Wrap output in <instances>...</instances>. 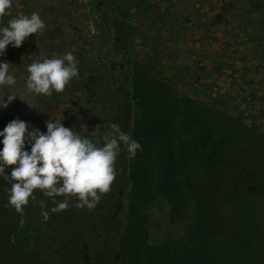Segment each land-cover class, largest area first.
Segmentation results:
<instances>
[{
  "label": "rangeland",
  "instance_id": "1",
  "mask_svg": "<svg viewBox=\"0 0 264 264\" xmlns=\"http://www.w3.org/2000/svg\"><path fill=\"white\" fill-rule=\"evenodd\" d=\"M7 11L0 26L21 13L38 12L46 27L0 56L16 76L14 85L0 86V97L15 95L0 109V130L19 118L44 131L51 118L93 140L111 123L128 133L135 74L159 83L171 97H165V105L174 111L189 108L203 120L211 108L249 129L246 142L258 147L250 150L240 142L234 150L251 156L264 173V0H12ZM69 52L78 61V76L62 92L36 95L25 87L30 63ZM182 121L176 116L174 124ZM95 128L99 136L94 137ZM190 128L193 137L200 129L197 120ZM127 159L121 146L115 178L103 198L112 207L126 196ZM149 209L156 229L165 220L163 201L155 200ZM101 240L109 245L105 235ZM103 251L105 264H116V250Z\"/></svg>",
  "mask_w": 264,
  "mask_h": 264
},
{
  "label": "trees",
  "instance_id": "2",
  "mask_svg": "<svg viewBox=\"0 0 264 264\" xmlns=\"http://www.w3.org/2000/svg\"><path fill=\"white\" fill-rule=\"evenodd\" d=\"M149 80L132 76L128 134L141 150L127 159L124 200L112 207L102 194L88 209L69 197L68 208L53 212V198L37 189L21 216L8 203L11 183L0 178V264H105L103 250H116V264H264V173L234 150L240 142L258 147L246 142L250 130L211 108L203 120L189 108L174 111ZM159 198L166 216L152 229L149 208ZM107 259L114 261L109 252Z\"/></svg>",
  "mask_w": 264,
  "mask_h": 264
},
{
  "label": "clouds",
  "instance_id": "3",
  "mask_svg": "<svg viewBox=\"0 0 264 264\" xmlns=\"http://www.w3.org/2000/svg\"><path fill=\"white\" fill-rule=\"evenodd\" d=\"M11 4L12 0H0V17L8 14ZM45 27L38 12L21 13L10 19L7 25L0 26V56H4L8 46L19 48L30 34L42 33ZM10 65L7 60H0V86L16 83V76L9 72ZM27 73L28 90L51 96L53 92H62L78 76V61L69 52L30 63ZM14 98L15 95H8L6 100L0 97V109H6ZM108 127L109 131L93 140L65 127L62 120L45 121L44 131L19 118L10 120L0 130V178L11 183L8 203L22 216L24 206L38 189L53 198V212L68 208L69 197L76 198L78 208L95 207L115 178V161L121 146L129 159L141 150L139 142L118 124L111 123ZM90 134L99 136V129ZM100 140L102 146H98ZM56 196L65 198L56 202ZM43 215L47 219L48 213Z\"/></svg>",
  "mask_w": 264,
  "mask_h": 264
}]
</instances>
